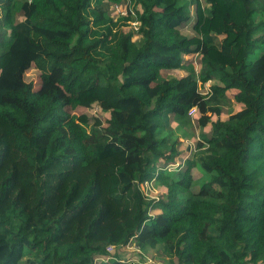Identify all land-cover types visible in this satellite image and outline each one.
<instances>
[{"label":"trees","instance_id":"1","mask_svg":"<svg viewBox=\"0 0 264 264\" xmlns=\"http://www.w3.org/2000/svg\"><path fill=\"white\" fill-rule=\"evenodd\" d=\"M175 1L0 0V264H127L128 243L164 264H264V0L199 3L193 43ZM93 105L109 117L87 130L73 111ZM192 109L199 141L169 168Z\"/></svg>","mask_w":264,"mask_h":264},{"label":"rangeland","instance_id":"2","mask_svg":"<svg viewBox=\"0 0 264 264\" xmlns=\"http://www.w3.org/2000/svg\"><path fill=\"white\" fill-rule=\"evenodd\" d=\"M201 3L202 5L204 4V0H176L173 4V7L180 8L178 10L179 12L188 15L189 21L187 23H183L180 25V32L183 35L185 41L191 42L194 40V38L199 37V22L197 18L198 14V5ZM113 11L112 15L118 16L121 14H125V6L124 4L118 3L114 4L113 6ZM132 9L135 10L133 7V4L131 5ZM240 13H238L239 15ZM206 26L210 29L214 24L216 28L221 29L222 28V23L221 21L218 20H210L206 21ZM134 27L136 28V22H132ZM214 29V28H213ZM230 34L232 36L237 35L238 33H235L234 31H231ZM223 36V35H222ZM220 36V37H222ZM184 60L187 62L191 63L195 69L198 67L199 63V56L198 55H192L191 57L189 55L183 56ZM39 69L34 65L31 64V66L25 70L24 72V79L27 82H31L33 85V89L38 88L40 84V78H39ZM188 73L185 69H178L174 68L168 71V75L174 76V77H179L181 75H184ZM213 82V81H212ZM210 81H207L204 86L202 85L200 89L202 90H207L208 86L210 85ZM232 93V91H230ZM232 99V97L230 98ZM237 108L236 104L233 103L232 110H235ZM76 115H79L81 113L86 114L89 117V121L86 124V129L88 130L91 127V123L93 122L94 117H98L102 124H106V120L109 117L108 112H101L100 109L96 106L93 105L90 108H85L82 106H77L74 111ZM195 113V109L191 110L190 115H191V122L187 123L184 126H176L175 122L173 121L171 123V128L174 130V138L177 140V148L182 151L183 156L177 158V162L174 163L173 165H169V168H173L178 166L179 164L181 166L182 163H184L185 158L191 157L195 147L196 143L199 141L198 139V133H199V126L197 124L196 118L193 117ZM227 114H229V107H224L223 109V117H226ZM214 119V117H212ZM209 128V127H208ZM208 131V129H206ZM191 175L193 179H197L200 177V173L196 170L193 169L191 171ZM140 188L144 192L145 195L150 196V197H156L159 194V184L155 180L151 181H144L143 183L140 184ZM111 250V249H109ZM120 253L122 255H127L130 256L133 260L138 261V262H143L145 261V264H164V262L161 260L162 256L161 254L158 253H153L151 249H147L146 251L143 250H134L133 244L128 243L125 245L121 250ZM126 257V256H125Z\"/></svg>","mask_w":264,"mask_h":264},{"label":"built area","instance_id":"3","mask_svg":"<svg viewBox=\"0 0 264 264\" xmlns=\"http://www.w3.org/2000/svg\"><path fill=\"white\" fill-rule=\"evenodd\" d=\"M193 110V109H192ZM126 263L127 264H145L146 262L145 261H143V262H138V261H135V260H133V259H128L127 261H126Z\"/></svg>","mask_w":264,"mask_h":264}]
</instances>
